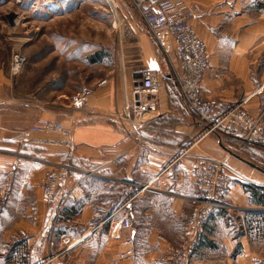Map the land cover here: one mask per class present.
I'll list each match as a JSON object with an SVG mask.
<instances>
[{
    "label": "crops",
    "instance_id": "0c3cea01",
    "mask_svg": "<svg viewBox=\"0 0 264 264\" xmlns=\"http://www.w3.org/2000/svg\"><path fill=\"white\" fill-rule=\"evenodd\" d=\"M175 1L207 14L193 22L212 63L202 98L248 99L249 114L264 121V0ZM6 23L13 32L25 19ZM137 32L125 42L121 79L85 94L81 109L73 106L78 97L49 107L19 96L0 66V264H168L166 252L180 244L194 211L193 170L208 157L224 160L238 178L207 218L190 264H264V203L245 190L264 188V174L230 156L225 149L235 148L220 136L205 135L169 82L165 53L141 21ZM148 68L159 69L166 85L142 132L146 146L116 116ZM41 121L71 128L73 150L35 144L61 140L32 132ZM65 166L55 202L44 204L41 180ZM129 201L135 217L123 229Z\"/></svg>",
    "mask_w": 264,
    "mask_h": 264
},
{
    "label": "built area",
    "instance_id": "2783aa9c",
    "mask_svg": "<svg viewBox=\"0 0 264 264\" xmlns=\"http://www.w3.org/2000/svg\"><path fill=\"white\" fill-rule=\"evenodd\" d=\"M114 1V0H113ZM139 21L157 45L166 55L170 69L169 82L177 88L185 107L194 113L205 135H218L244 142L264 149V121L254 118L246 109L248 99L227 102L224 100H204L201 89L204 79L212 69L211 56L207 45L197 35L193 22L202 20L207 14L195 8L181 5L175 0H127ZM116 7V6H115ZM117 9V8H116ZM116 13V10H115ZM128 37L136 36L129 27ZM24 57L14 60L12 73L17 74L26 64ZM166 85L159 69H145L141 80L132 92V99L126 100L123 113L116 119L131 126L138 137L139 145H150L142 138L148 121L158 112L157 97ZM86 96L81 95L74 102L76 109H81ZM32 132L55 133L61 140H33L35 144L63 146L71 151V128L61 122L41 121L32 127ZM68 167L54 170L40 182L42 202L51 205L55 202L62 177ZM238 174L227 166L224 160L204 158L193 170V185L196 198L193 200L194 211L187 225L184 236L178 246L166 252L168 264H190L201 243L203 226L215 209L223 208L225 198L235 183ZM121 222L123 229H130L134 220L131 201L125 204ZM64 238L62 244L69 245Z\"/></svg>",
    "mask_w": 264,
    "mask_h": 264
},
{
    "label": "rangeland",
    "instance_id": "374dc122",
    "mask_svg": "<svg viewBox=\"0 0 264 264\" xmlns=\"http://www.w3.org/2000/svg\"><path fill=\"white\" fill-rule=\"evenodd\" d=\"M13 17L25 25L9 32L6 20ZM129 27L138 36L140 21L127 0H0V66L19 96L63 106L121 79L125 42L136 38L127 36ZM17 56L27 62L14 74ZM234 143L264 169L263 149Z\"/></svg>",
    "mask_w": 264,
    "mask_h": 264
},
{
    "label": "trees",
    "instance_id": "16d2710c",
    "mask_svg": "<svg viewBox=\"0 0 264 264\" xmlns=\"http://www.w3.org/2000/svg\"><path fill=\"white\" fill-rule=\"evenodd\" d=\"M98 56V54H95L93 57H92V60L95 59L94 61L96 62V57ZM223 139V142L224 144H230L232 147H234L235 149L234 150H231L234 154H236L237 156L241 157L242 159L248 161V162H251L253 164H255L257 167L261 168L262 170H264L261 166L258 165V163H256L255 161H253L252 159H250L248 156L244 155L243 153H241L240 151H238V149L236 148V145L234 143V141H237V140H234V139H231L229 137H221ZM231 140H234V141H231ZM238 142H241V141H238ZM242 144L244 145H247L248 148H251V149H261V148H257L255 146H251V145H248L244 142H241ZM264 150V149H263ZM247 152L250 153V150L247 149ZM254 153V152H253ZM255 155V153H254ZM245 190L246 192L250 193V195L254 198H258L259 202L261 203H264V188H260V187H255V186H245Z\"/></svg>",
    "mask_w": 264,
    "mask_h": 264
},
{
    "label": "water",
    "instance_id": "95a60500",
    "mask_svg": "<svg viewBox=\"0 0 264 264\" xmlns=\"http://www.w3.org/2000/svg\"><path fill=\"white\" fill-rule=\"evenodd\" d=\"M137 85H139V84H137ZM220 146L223 147V145H222L221 142H220ZM223 148H224V147H223ZM224 149H225V148H224ZM225 150H226V151L228 152V154H229L230 156H232L233 158H235V159H237V160H239V161H241V162L247 164V165L250 166L251 168L256 169V170H258L259 172H261V173L264 174V170H262L261 168L257 167L255 164H253V163H251V162H248V161L242 159L241 157L237 156L236 154H234V153H233L232 151H230V150H227V149H225Z\"/></svg>",
    "mask_w": 264,
    "mask_h": 264
},
{
    "label": "bare ground",
    "instance_id": "6f19581e",
    "mask_svg": "<svg viewBox=\"0 0 264 264\" xmlns=\"http://www.w3.org/2000/svg\"><path fill=\"white\" fill-rule=\"evenodd\" d=\"M116 27H118V23H117V21H116Z\"/></svg>",
    "mask_w": 264,
    "mask_h": 264
}]
</instances>
